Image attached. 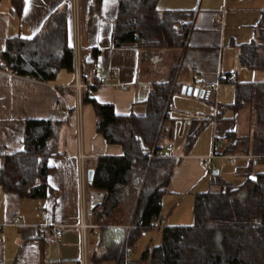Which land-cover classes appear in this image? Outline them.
<instances>
[{"label": "crops", "instance_id": "1", "mask_svg": "<svg viewBox=\"0 0 264 264\" xmlns=\"http://www.w3.org/2000/svg\"><path fill=\"white\" fill-rule=\"evenodd\" d=\"M158 4L161 9L192 13L191 30L184 47H139L136 43L113 46L112 31L119 0H76V3L74 0H21L20 12L13 0H1L0 52L5 48L7 37H32L41 31L50 15L66 9L71 42L74 25L79 26L83 56L79 77L91 86L89 97L112 104L118 114H141L146 110L144 102L152 84L169 80L178 84L172 92L166 130L160 140L163 147L172 144L171 157L167 158L176 161L162 198L161 216L165 219L164 225L187 224L177 212L183 200L190 197L193 212L196 195L217 190L224 181L218 178V169L209 177L217 166L211 160L224 155H239L237 159L245 156L251 161L254 158L241 155L246 147L240 150L238 146L233 147L241 137L253 135L248 124L240 125L243 110H226L219 118L216 115L219 105L234 101V87L221 81L222 77L236 71L238 81H245L240 70L244 67L239 62L240 46L254 37L264 0H159ZM103 72L109 74L108 81L102 78ZM83 73L86 78L82 77ZM76 80L75 69L74 72L60 70L51 82L0 69V170L8 153L23 148L28 120L65 121L59 151L48 159L51 171L47 177L50 186L47 194L38 198L21 197L0 186V264H117L116 261H94L93 257L105 249L123 245L133 228L131 221L143 182L140 174H134L123 187L120 204L112 215L102 223H94L95 233L91 229L83 232L80 227L81 210L88 202L93 203V194L99 193L102 197L94 210L105 197V191L92 187L89 171L96 167L98 157L122 156L123 149L107 143L97 131L95 108L91 102L83 101V91L74 85ZM209 83L218 86L209 89L206 87ZM184 84L204 87L206 96L183 94ZM224 84L231 87V92ZM174 98L175 107L171 105ZM184 102L196 103L197 108L183 122L180 133L187 139L190 131L197 130L196 137L189 146L176 148V113L183 110ZM57 105L60 109H56ZM229 133L236 136L232 143L227 138ZM217 138L222 141L218 142ZM79 153L84 155V188L80 181ZM212 154L214 157H210ZM250 163L237 169L240 182ZM15 216L20 219L18 223H13ZM56 229L62 230L60 237L55 235ZM150 231H144L138 241L141 238L148 246L156 237L160 239V234H148ZM137 243L129 262L145 264L140 259L142 253L134 256Z\"/></svg>", "mask_w": 264, "mask_h": 264}, {"label": "trees", "instance_id": "2", "mask_svg": "<svg viewBox=\"0 0 264 264\" xmlns=\"http://www.w3.org/2000/svg\"><path fill=\"white\" fill-rule=\"evenodd\" d=\"M13 3L20 12L21 0ZM158 3L159 0H119L113 46L136 43L139 47H184L192 13L161 9ZM68 22V11L64 9L50 15L41 31L32 37H7L0 52V68L45 82L54 81L62 69L74 72ZM239 62L249 70L264 73V9L254 37L240 46ZM82 77L86 78L84 73ZM177 85L171 80L152 84L144 102L146 110L141 114H118L112 104L89 97L86 89L82 92L83 101L91 102L95 108L97 131L107 143L123 149L122 156L97 159L91 185L105 191V197L94 210L93 222L102 223L112 215L120 204L123 187L134 174L143 177L131 221L133 228L125 243L95 254L94 261L132 264L126 262V249L132 250L143 232L152 230V222L162 218V198L176 161L165 156L149 159L141 155V150L153 146L164 149L160 140ZM245 104L255 111L257 123L263 129L256 130L251 137H242L238 143L250 142L243 155L264 157V78L237 81L234 101L219 105L216 117L223 116L226 110L239 111ZM64 123L54 118L26 122L23 148L8 153L0 170V186L5 191L31 198L47 194L51 171L48 159L59 151ZM196 131L189 132L187 146L193 142ZM227 138L232 143L236 136L229 133ZM159 229L160 242L147 247L140 256L145 264H264V169L253 170L250 165L238 185L222 181L219 189L198 193L192 223L166 224Z\"/></svg>", "mask_w": 264, "mask_h": 264}, {"label": "rangeland", "instance_id": "3", "mask_svg": "<svg viewBox=\"0 0 264 264\" xmlns=\"http://www.w3.org/2000/svg\"><path fill=\"white\" fill-rule=\"evenodd\" d=\"M240 70H241L242 79H244V80H258V79L264 78V73H261L258 71H251L245 67L240 68ZM224 85H225V88H228V91L231 92L230 88L233 86L230 85L231 86L230 87L227 84H224ZM171 105L174 107L177 105L175 98L173 99V102ZM206 107H207V105L204 106L205 109H206ZM196 108H197L196 103H193V102L185 103L184 102L182 104L183 110L176 113V116L178 119L176 132H175V136H174L176 148H178L180 145L185 146L186 138L184 135H181L180 129L183 125V122L190 115V112ZM240 110H243V111H241V114H240V121H239L240 125L246 126V124H248L250 126V133L251 134L252 133L254 134L256 130L259 131V130L263 129L260 125H258L256 113H255V111H253L251 109L250 105L245 104V106L243 108H241ZM208 132H210L209 128H208ZM247 143L243 144L242 142H239L237 145L238 146L237 149L240 150V148H245L247 146ZM241 155H243V154H241ZM235 161H234L235 162L234 163V162H231L230 159L227 157L216 156V159L210 161L211 164H214V165L216 164L217 166L215 165L216 168L211 170L209 177L212 178V176H214L213 175L214 170L218 169V171H219L218 178L222 177L223 180L226 182L237 184L241 180V178L236 173V171L239 167L246 166V164L251 162L252 163L251 166H252L253 170H257V168L264 169V159L259 158V157L253 158L251 161L250 158L244 156V157H240L238 159L236 158ZM191 204L192 203L190 201V197H186L177 209V212L179 211L180 214H182L180 216V220L183 221V223L189 224V223L193 222V212H192ZM92 223L94 224V222H92ZM151 233L152 234H154V233L160 234V239L156 237L154 239V241L152 242V244L147 246L146 245L147 242H144V240H142L140 238L138 243H137L138 247H137V250L134 252V256L140 255L142 253V251H144L147 247L154 246L160 242L161 230L159 228L158 229L154 228L148 234H151Z\"/></svg>", "mask_w": 264, "mask_h": 264}, {"label": "built area", "instance_id": "4", "mask_svg": "<svg viewBox=\"0 0 264 264\" xmlns=\"http://www.w3.org/2000/svg\"><path fill=\"white\" fill-rule=\"evenodd\" d=\"M74 2L76 3V0H74ZM75 22H77V17L75 15ZM73 53H74V69H75V74H76V82H75V86L76 88L80 91V90H84L86 89L88 95L92 94V90L90 88V85L88 83H84L82 81H80V70H81V65H82V61H83V56L81 53V44H80V32H79V26L78 24L74 25V29H73ZM1 69V68H0ZM102 78L105 81H108L110 79V76L107 72H103L102 73ZM221 81L223 82H227L229 85L235 87L237 81H238V74L236 71H230V73L227 76H223ZM218 85L216 83H209L206 85L207 88H216ZM123 88H126V86H123ZM56 109H60V106L57 105ZM218 142L222 141V138H217ZM173 151V146L171 143L167 144L164 149H156L155 146L149 148H143L141 150V155L142 156H146L149 159L155 158V157H171ZM67 155H70V153L67 152ZM79 158L81 159V165H80V181H81V186L82 188L85 187V182H84V175H85V170H84V165L82 163V159L84 158V155L79 153ZM215 154H212L210 157H214ZM239 156V155H238ZM237 155H224V157H227L230 159L231 162H234L235 159L238 157ZM102 199V197H101ZM101 199L93 204L92 202H88L87 203V207L85 209L81 210V223H80V227L82 228L83 232L87 229H91L93 230V233H95V228L97 227L96 224L92 223V213L93 210L95 208V206L98 203H101ZM20 221L18 216H15L13 218V223H18ZM165 224V219L164 218H158L156 220H154L152 222V228H161L163 225ZM41 231H44V227L40 228ZM55 235L57 237H60L62 235V230L60 229H56L54 231ZM126 255V262H129V259L132 256V250L131 249H126L125 252Z\"/></svg>", "mask_w": 264, "mask_h": 264}, {"label": "water", "instance_id": "5", "mask_svg": "<svg viewBox=\"0 0 264 264\" xmlns=\"http://www.w3.org/2000/svg\"><path fill=\"white\" fill-rule=\"evenodd\" d=\"M181 91L183 94H187V95H194V96H199V97L206 96V89L204 87H200V86H193V85L184 84L181 87ZM215 173H217V171H215ZM93 177H94V170L91 169L89 171V181L90 182H92ZM250 177L255 178V176H253V175Z\"/></svg>", "mask_w": 264, "mask_h": 264}, {"label": "bare ground", "instance_id": "6", "mask_svg": "<svg viewBox=\"0 0 264 264\" xmlns=\"http://www.w3.org/2000/svg\"><path fill=\"white\" fill-rule=\"evenodd\" d=\"M95 195L97 196L95 199H94V197H95ZM101 199V195L99 194V193H94L93 194V204H95V203H97L99 200ZM95 201V202H94Z\"/></svg>", "mask_w": 264, "mask_h": 264}]
</instances>
